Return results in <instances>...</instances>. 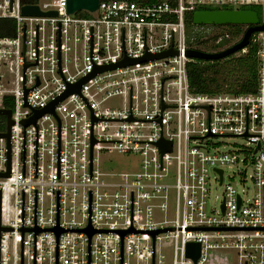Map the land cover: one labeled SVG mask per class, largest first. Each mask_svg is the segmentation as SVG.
<instances>
[{"label": "built area", "instance_id": "obj_1", "mask_svg": "<svg viewBox=\"0 0 264 264\" xmlns=\"http://www.w3.org/2000/svg\"><path fill=\"white\" fill-rule=\"evenodd\" d=\"M201 8L261 9L264 24V0H100L74 14L68 0H0V110L14 122L10 170L0 139V173L10 172L0 178V264H167L169 248L172 264H228L224 254L264 264V32L249 44L254 93H195L188 68L204 60L187 52L243 38L233 42L229 25L189 29ZM113 99L120 107H105ZM227 137L245 143L226 150ZM114 154L139 157V169L104 170L101 157ZM248 181L256 194L245 200ZM213 184L225 188L218 207ZM189 244L200 245L197 261Z\"/></svg>", "mask_w": 264, "mask_h": 264}, {"label": "water", "instance_id": "obj_2", "mask_svg": "<svg viewBox=\"0 0 264 264\" xmlns=\"http://www.w3.org/2000/svg\"><path fill=\"white\" fill-rule=\"evenodd\" d=\"M100 0H68V12L69 14H74L78 11L86 10L89 12H95L99 8ZM23 14L29 16H56V12H48L43 13L38 6H25L23 7ZM193 24L194 25H221V26H248L242 40L228 48L225 51L208 54L201 51L189 50L187 52L188 57L198 60L204 61H219L223 59H227L230 56L237 54L241 50L247 48L250 44V39L252 35L256 32H264V24H260V19L258 13L255 11L249 10H200L193 14ZM176 52L173 50L163 53L156 57H148L147 59H161L164 57L175 55ZM128 61L122 62L118 65H113L112 68L117 66L127 65ZM87 80H83L76 89H72L67 92L63 97L58 99V101H62L67 98L73 91H79L82 84ZM57 101V102H58ZM55 102L54 104H56ZM54 104L52 106H54ZM53 111V107L51 110ZM46 113V111L38 112L37 115L31 120L28 121L25 125H29L32 122H36L37 119ZM0 116L6 117V131L0 132V139H6L8 142V150H9V167L10 170V136H11V127L14 122L12 121V111L11 110H0ZM159 147L163 153L167 151H171V144L166 143L164 141L160 142ZM222 175V172H220ZM10 176V172L8 173H0V178H7ZM240 202V200H239ZM8 230L7 228H0V231ZM57 235L59 236L62 233V230H56ZM158 233V232H157ZM94 232H90V237ZM156 234V233H155ZM187 254L189 257H192L195 261H197L200 257V245L199 244H189Z\"/></svg>", "mask_w": 264, "mask_h": 264}, {"label": "trees", "instance_id": "obj_3", "mask_svg": "<svg viewBox=\"0 0 264 264\" xmlns=\"http://www.w3.org/2000/svg\"><path fill=\"white\" fill-rule=\"evenodd\" d=\"M39 1L40 0H23L25 4ZM199 10L218 9L201 8ZM251 10L256 11V8H252ZM187 26L189 29L193 26V15L187 17ZM229 28L233 32V42L239 41L246 32L243 26H230ZM258 70V49L251 44L248 47L247 53L239 57L232 55L227 59L214 62H193L189 65L188 73L190 86L195 93L210 95L231 93L241 95L254 93L256 91ZM8 109H12V106H9ZM5 131L6 117L0 116V132Z\"/></svg>", "mask_w": 264, "mask_h": 264}, {"label": "rangeland", "instance_id": "obj_4", "mask_svg": "<svg viewBox=\"0 0 264 264\" xmlns=\"http://www.w3.org/2000/svg\"><path fill=\"white\" fill-rule=\"evenodd\" d=\"M256 11L258 12L260 18H261V9H256ZM122 104V99H113L111 101H108L105 104V107H109V108H118L120 107V105ZM224 142L226 143V150L230 149L233 147L234 144H244L245 140L240 139V138H233V137H227ZM140 158L137 156H125V155H118V154H114V155H104L101 157V163L103 165V169H115V170H119V171H134L139 169V164H140ZM236 172L235 169H226V175H227V179H226V184L231 183L233 184L236 188H238V190L240 192H242V187H241V180H240V176L237 175L236 179L234 180H230L229 176H233V173ZM246 191L244 193V198L245 200H250L251 198L254 197V195L256 194V189L252 186V184L248 181L247 182V186H246ZM224 191L225 188L220 187L216 184H213L212 187V198H211V204L213 205V207H218L223 199L224 196ZM209 206V208L211 209V206ZM209 209V210H210ZM164 255L166 257L167 260V264H172V260H173V252L172 249H165L164 251ZM221 257H227V261L228 264H238L236 262V257L234 256V254H224L221 255ZM216 264V263H215Z\"/></svg>", "mask_w": 264, "mask_h": 264}]
</instances>
